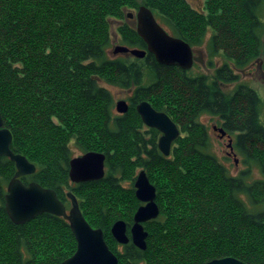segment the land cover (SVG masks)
<instances>
[{
    "label": "trees",
    "instance_id": "16d2710c",
    "mask_svg": "<svg viewBox=\"0 0 264 264\" xmlns=\"http://www.w3.org/2000/svg\"><path fill=\"white\" fill-rule=\"evenodd\" d=\"M141 4L192 48L205 44L211 71L160 64L148 51L109 56L112 17L122 20L123 44L147 49L123 20L125 7ZM263 10L264 0H204L203 12L187 0H0L1 117L10 149L35 165L20 180L52 188L67 209L72 192L118 264H204L225 256L264 264V99L238 74L264 58ZM108 85L132 91L126 112L115 111ZM142 99L179 127L167 155L157 144L161 133L136 112ZM203 115L233 134L244 164L238 173L213 153ZM71 144L104 153L101 179L70 181ZM15 170L0 156V264H61L77 248L64 216L40 213L15 224L6 213ZM140 170L156 188L160 210L145 223V249L111 234L123 220L130 236Z\"/></svg>",
    "mask_w": 264,
    "mask_h": 264
},
{
    "label": "water",
    "instance_id": "95a60500",
    "mask_svg": "<svg viewBox=\"0 0 264 264\" xmlns=\"http://www.w3.org/2000/svg\"><path fill=\"white\" fill-rule=\"evenodd\" d=\"M132 17L133 14L127 13ZM136 32L144 40L147 49L131 48L118 44L114 53H131L142 57L148 51L156 57L160 64L177 65L189 69L193 65L194 56L192 47L184 39L167 32L162 24H159L151 9L141 4L136 11ZM129 104L124 99L116 101L115 108L118 113L128 110ZM142 122L151 128H156L161 135L157 144L163 155L169 154L172 142L176 140L180 132L177 124L171 120L164 111L156 110L149 101L142 99L135 105ZM215 128V127H214ZM221 135L225 130L219 127ZM12 134L3 126V118L0 112V156L5 155L15 162L16 170L14 176L8 181L4 206L7 215L13 223H25L40 213H51L66 218L70 229L75 235L76 250L71 256L64 259L61 264H118V256L107 245L104 234L99 227H92L79 209L78 202L73 193L69 192L71 206L66 208L65 204L57 197L56 192L50 187H43L40 183L29 181L23 183L20 180L25 174L35 172V165L28 161L25 155L16 153L10 149ZM230 141V140H229ZM228 146L231 148V141ZM105 156L102 152L90 151L73 156L69 164L70 181L80 183L101 179L105 173ZM135 195L142 202L137 207L133 216V224L127 231V224L122 220H115L111 228L114 240L119 244H126L129 239L141 249L147 246L148 232L144 227L147 220L156 218L159 214L156 203V188L150 182L145 171L141 170L135 177ZM204 264H246L232 256L214 258Z\"/></svg>",
    "mask_w": 264,
    "mask_h": 264
},
{
    "label": "rangeland",
    "instance_id": "374dc122",
    "mask_svg": "<svg viewBox=\"0 0 264 264\" xmlns=\"http://www.w3.org/2000/svg\"><path fill=\"white\" fill-rule=\"evenodd\" d=\"M187 1L191 5V7L193 6L197 11L203 12L204 0H187ZM137 9L132 8L130 6L125 7L124 8L125 17L123 20L128 22L131 25L137 26L136 25V11H137ZM127 13H131V14H133V16L130 17V16H128ZM262 15L264 16V12L262 13ZM109 21H110V23H109L110 24V36L112 38H111V45L108 49V55L112 57V56L124 53V52L114 53V49L118 44H120V45H125V44H123L121 42V36L117 30L118 24L121 23L122 20H120L117 17L116 18L112 17V18H110ZM207 33L208 34H207L206 38H208L210 35L209 32H207ZM127 47H131V46H127ZM131 48H134V47H131ZM135 48H138V47H135ZM139 48H141V47H139ZM192 54L194 55V66L192 65L193 66L192 71L194 73L199 72V71L205 72V73L211 71L205 65L207 60H208V55L206 53V45L205 44L202 46L192 48ZM131 55H133V54H131ZM133 56L137 57L135 55H133ZM219 60L220 59L216 57L214 59L215 64L216 63L219 64L221 61V60L220 61ZM239 74L241 75V80L245 81L249 86L251 85L257 91L259 96L263 97V99H264V58L252 62L249 67L240 71ZM231 86H229V87H231ZM108 88H109L110 92H112V94H113L115 104H116V101H118L120 99H124L127 102L128 97L132 93L131 90L129 91V90L117 88V87L110 86V85H108ZM224 89H229V88L224 87ZM115 111H116V108H115ZM262 118H264V107L262 110ZM200 120L208 128V131H209V134L211 137V142H212V148L211 149H212L213 153L216 154V156L219 158L220 161H223L225 163V165H227L230 173L236 174L239 170L243 169L244 164L241 162L240 156L238 154H233L232 150L228 146V144L230 142L229 140L231 139L233 141V134H228L225 136L221 135V132H219L218 129H219V127L222 128V125L220 124V122H218V120L216 118L210 117V115H203L200 117ZM175 124H176V122H175ZM178 129H179V127H178ZM71 148L73 149V155L78 156V154L80 153L79 149H77L72 144H71ZM235 159H237L236 163H235ZM253 176L259 177L260 175L256 170H254Z\"/></svg>",
    "mask_w": 264,
    "mask_h": 264
},
{
    "label": "bare ground",
    "instance_id": "6f19581e",
    "mask_svg": "<svg viewBox=\"0 0 264 264\" xmlns=\"http://www.w3.org/2000/svg\"><path fill=\"white\" fill-rule=\"evenodd\" d=\"M194 62V61H193ZM191 68H193V66L191 67ZM191 68H189V69H191ZM240 73V71H238V74ZM240 75V74H239ZM241 76V75H240ZM127 102H128V100H127ZM128 104H129V102H128ZM142 123H144V122H142ZM146 125V124H145ZM147 126V125H146ZM147 127H149V126H147ZM207 127V126H206ZM151 128V127H150ZM224 130V129H223ZM207 131H208V128H207ZM227 132H226V130H225V134H226ZM230 148V147H229ZM231 150H232V152H233V154H237L236 152H234V150H233V148H232V146H231V148H230ZM14 151V150H13ZM89 152V151H88ZM83 153H86V152H83ZM220 162H222V163H224L223 161H220ZM237 162V159H235V163ZM225 164V163H224ZM227 166V165H226ZM229 169V168H228ZM141 171V170H140ZM144 171V170H143ZM238 173V172H237ZM259 175H260V173H259ZM7 187V186H6ZM138 200V199H137ZM140 201V200H139ZM141 202V201H140ZM156 203H157V201H156ZM142 204V202L140 203V205ZM158 204V203H157ZM139 205V206H140ZM137 209V208H136ZM160 211V210H159ZM35 218V217H34ZM152 219H154V218H152ZM149 220H151V219H149ZM123 221V220H122ZM148 221V220H147ZM145 223H147V222H145ZM145 223H144V227H145ZM147 231V230H146ZM148 232V231H147ZM149 233V232H148ZM148 238V237H147ZM136 246V245H135ZM137 247V246H136ZM140 248V247H139Z\"/></svg>",
    "mask_w": 264,
    "mask_h": 264
},
{
    "label": "flooded vegetation",
    "instance_id": "af4514ba",
    "mask_svg": "<svg viewBox=\"0 0 264 264\" xmlns=\"http://www.w3.org/2000/svg\"><path fill=\"white\" fill-rule=\"evenodd\" d=\"M192 55H193V54H192ZM193 56H194V55H193ZM193 63H194V62H193ZM216 64L218 65V63H216ZM245 69H246V68H245ZM241 71H242V70H241ZM225 135H228V133L224 134V136H225ZM230 141H231V146H232V142H233V141H232L231 139H230ZM232 148H233V147H232ZM81 153H82V152H80L79 154H81ZM104 163H105V162H104ZM137 174H138V173H137ZM71 193H72V192H71ZM68 196H69V195H68ZM70 206H71V205H70ZM126 233H127V232H126Z\"/></svg>",
    "mask_w": 264,
    "mask_h": 264
}]
</instances>
